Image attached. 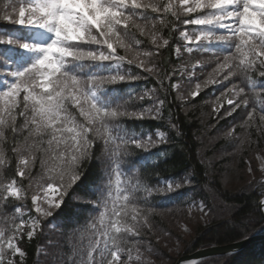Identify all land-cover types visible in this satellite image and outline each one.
<instances>
[{"label": "snow or ice", "instance_id": "obj_1", "mask_svg": "<svg viewBox=\"0 0 264 264\" xmlns=\"http://www.w3.org/2000/svg\"><path fill=\"white\" fill-rule=\"evenodd\" d=\"M18 3L15 18L9 14L0 16V21L5 22L0 23V69L3 70L0 76L10 78L6 90L0 91V141L5 137L6 127L14 134L13 144L18 131L27 130L29 135L24 144L11 148L17 155L16 175L6 184L0 182V218H3L7 201L27 199L22 184L28 179L31 187L32 172L38 160L42 174L36 193L31 195V211L36 215H29L28 220L20 219L12 228L0 224V264H16V257L26 255L19 246V241L25 237L24 229H28L27 239H33L41 230L40 218L52 217L54 210L62 208L68 189L82 181V162L93 157L98 141H102L104 168L85 189V195L95 197L86 203L91 204L97 215L81 231L79 247L73 246L69 262L76 264L73 257L77 255L80 256L78 264L140 261L139 248L133 257L127 244L129 237H140L141 229L151 227V209L142 205H146L153 194L172 191L175 182L167 181L163 189H142L134 174L130 179H121L126 171L134 173L138 167V161L128 148L149 152L150 147L166 138V133L159 130L155 132V140L151 133L131 132L124 121L144 119L146 113L151 115L153 111L159 113L164 101L159 100L154 109L129 112L127 104L114 101L113 97L118 99L119 93L110 86L139 79L128 72L121 74L123 63L150 75L155 71L152 58L159 56L170 45V40L156 31L149 13L157 17L171 13L177 21L185 17V29L189 25L200 29L194 40L187 30L180 33L188 53L208 52L220 46L227 53L216 58L213 73L219 79L210 76L205 86L243 77L245 87L255 89L250 73L259 69V77L264 78V0H178V3L167 0L162 6L159 0H18ZM173 29L178 30L175 25ZM219 31L223 34H217ZM137 33L150 36L153 50L134 48V44L141 43L136 39ZM118 49H123L125 55H120ZM129 52L134 54L133 59L128 58ZM173 52L179 58L181 45L174 47ZM198 66L199 62L195 67ZM158 83L163 85L165 81ZM171 86L173 90L178 87L177 84ZM245 87L234 84L220 94L221 97L232 96L226 98L230 109L226 116L249 106ZM201 90L197 83L191 97L195 99ZM260 94H264V82ZM138 99L143 100L144 96ZM69 103L83 117V123L70 111ZM260 103L259 111L264 113V100ZM223 108V103L214 105L213 111L219 115ZM255 111L253 108L248 113L249 120ZM17 115L24 118L22 129L16 127ZM260 121L264 123V114ZM28 139L32 142L28 143ZM117 140L124 146L123 151L119 150L120 145L113 148ZM42 155H49V159L58 163L49 167ZM5 164L4 148L0 146V166ZM2 179L3 168L0 167ZM258 206L264 214V199ZM14 212L24 215L22 206L14 207ZM3 223H7L6 218ZM85 233H90L87 244L84 243ZM41 254L38 248L37 255ZM122 256H127V261H122Z\"/></svg>", "mask_w": 264, "mask_h": 264}, {"label": "trees", "instance_id": "obj_2", "mask_svg": "<svg viewBox=\"0 0 264 264\" xmlns=\"http://www.w3.org/2000/svg\"><path fill=\"white\" fill-rule=\"evenodd\" d=\"M166 2L167 0H159L161 6ZM175 2L178 3V0ZM18 7V0H0V16L9 14L15 18L14 13ZM149 15L155 21L156 31L163 38L169 39L170 45L163 49L159 56H153L151 63L155 65V71L151 75L133 65L123 63L121 74L128 72L139 79L110 87L119 93L118 99L113 97L114 101L127 104L126 110L129 112H138L149 107L154 109L159 100L164 101L159 113L153 111L151 115L146 113L144 119L124 121L131 132L151 133L152 139L155 140V132L159 130L166 133V138L157 146L150 147L149 152L128 148L127 151L138 161V167L134 173L126 171V176L121 179H130L134 174L142 189H163L167 181L175 182L172 191L153 194L148 198L149 202L142 205L151 209V227L141 229L140 237H129L127 244L133 257L137 255L136 249L139 248L142 264H153L151 259L156 262L160 260L161 264H175L181 255L192 253L199 248L241 240L264 229V217L258 208V202L264 196L261 195L264 193V170L258 168L256 159L257 153L264 156V123L260 121V116L264 113L259 111L260 101L264 100V94H260L264 78L259 77V69H256L250 73L255 81V89L251 86L245 87L243 77L205 86L204 82L210 76L219 79L215 77L213 69L216 67L217 56L227 54L221 50L223 46L208 52L194 50L188 53L183 47L185 41L180 35L185 29V17L181 16L180 21H177L171 13L160 17L154 13ZM161 19L163 23H160ZM173 25L178 30H174ZM187 29L190 30L191 25ZM220 33L223 34L222 31ZM136 39L141 42L139 45H133L137 51L153 50L150 36H140L137 33ZM178 44L181 45L179 58L173 52ZM118 50L125 55L123 49ZM127 55L129 59L134 58L132 52ZM197 62L199 66L195 67ZM158 81L165 83L161 85ZM197 83L201 85L202 90L193 99L190 94L195 90ZM172 84H177L178 87L173 90ZM234 84L245 87L249 106L238 109L228 117L225 113L230 109L226 98L232 96L228 94L227 97H221L220 94L225 93ZM6 87L7 83L0 91L6 90ZM140 96H144V99H138ZM22 97L23 93L21 101ZM221 103L224 108L218 115L213 111V106ZM253 108H256V111L249 120L248 113ZM69 109L77 120L83 123V117L79 116L78 110L73 108L71 103ZM152 115L155 118H152ZM23 124L24 118L17 115V129H22ZM173 124L175 128L171 127ZM4 132L5 137L0 141V146L4 148L6 164L0 166L3 168V179L0 182L6 184L16 175L17 155L11 148L24 144L29 134L27 130L18 131L13 144L14 134L11 129L6 127ZM44 139H48L47 135ZM27 142L32 141L28 139ZM116 145H120V151L124 150L120 140L115 142L114 149ZM49 155H42L41 158L51 167L58 161L49 159ZM103 159L102 141H98L93 157L82 162V181L68 189L62 208L54 210L52 217L40 218L41 230L33 239H27L28 229H24L25 237L19 241V246L26 255L22 258L16 257V264H70L69 257L73 256V246L79 247L81 231L86 229L93 222L92 217L97 215L91 204L86 203L95 200V197L85 195V189L92 185L104 168ZM41 174L38 160L32 172L31 187L28 179L22 184L26 189L27 199L6 202L3 218L7 219V223H3V218H0L3 227L12 228L14 224H19L20 219L27 218L25 210H28L30 215H36L31 211V195L37 191ZM175 184H179V187H175ZM16 206H22L25 215L15 213ZM181 223L191 226L189 235L181 236ZM87 235L90 233H85V244ZM177 241L182 244L179 253L170 250ZM38 248L42 251L39 256ZM79 259V255L73 257L76 264ZM122 261H127V256H122ZM198 264H264V240L239 253L210 257Z\"/></svg>", "mask_w": 264, "mask_h": 264}, {"label": "water", "instance_id": "obj_3", "mask_svg": "<svg viewBox=\"0 0 264 264\" xmlns=\"http://www.w3.org/2000/svg\"><path fill=\"white\" fill-rule=\"evenodd\" d=\"M259 211L261 213L260 209ZM262 215L264 216V214ZM263 239H264V231L234 242L203 247L190 254L182 255L178 259L176 264H185V263L197 264L210 257L235 254L246 249L251 244Z\"/></svg>", "mask_w": 264, "mask_h": 264}, {"label": "rangeland", "instance_id": "obj_4", "mask_svg": "<svg viewBox=\"0 0 264 264\" xmlns=\"http://www.w3.org/2000/svg\"><path fill=\"white\" fill-rule=\"evenodd\" d=\"M194 18V17H193ZM187 30L189 35H191L193 37V40L195 39V36L199 34L200 29L197 26L191 25V29H184V31ZM192 47H194V45H191ZM22 51V50H21ZM118 53L120 55H123L119 50ZM8 78H5L3 76H0V87L5 84V81H8ZM256 159H257V164H258V168H260L261 170H264V156L260 153H257L256 155ZM249 170L251 171L252 169L249 168ZM26 213H28L29 211L26 210ZM29 216L27 217V219L25 218V220H28ZM180 228H181V236L184 237L186 235H189L190 232L192 231V228L189 224H185V223H181L180 224ZM182 244L180 243V241H177L176 244L170 248L171 251H175L176 253H179L181 250ZM151 261L153 262V264H161V261L159 260V262L154 261L153 259H151ZM130 264H142L141 261H136L134 259V261L130 262Z\"/></svg>", "mask_w": 264, "mask_h": 264}, {"label": "bare ground", "instance_id": "obj_5", "mask_svg": "<svg viewBox=\"0 0 264 264\" xmlns=\"http://www.w3.org/2000/svg\"><path fill=\"white\" fill-rule=\"evenodd\" d=\"M185 264H189V263H185Z\"/></svg>", "mask_w": 264, "mask_h": 264}]
</instances>
